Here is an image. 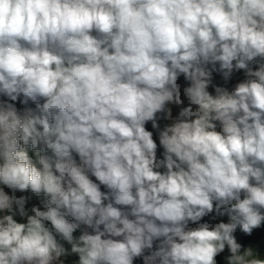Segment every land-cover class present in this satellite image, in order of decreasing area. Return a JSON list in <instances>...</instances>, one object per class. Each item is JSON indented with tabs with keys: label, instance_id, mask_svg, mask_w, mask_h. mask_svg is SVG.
<instances>
[{
	"label": "clouds",
	"instance_id": "obj_1",
	"mask_svg": "<svg viewBox=\"0 0 264 264\" xmlns=\"http://www.w3.org/2000/svg\"><path fill=\"white\" fill-rule=\"evenodd\" d=\"M0 96V264H264V0H0Z\"/></svg>",
	"mask_w": 264,
	"mask_h": 264
},
{
	"label": "rangeland",
	"instance_id": "obj_2",
	"mask_svg": "<svg viewBox=\"0 0 264 264\" xmlns=\"http://www.w3.org/2000/svg\"><path fill=\"white\" fill-rule=\"evenodd\" d=\"M259 66V61L252 65L253 70H255L256 68H258ZM245 75H244V71L240 70V71H234L232 74L231 79L225 83L222 75L219 72H213L212 73V81L211 84L208 88V91L215 95V87H226L229 90H231L234 85L236 83H239L241 81H243L245 79ZM178 85L180 86V94H181V100L183 101L182 105H175V104H168L167 107L171 109V113H172V118L175 119L180 111L181 107H186L189 105V101L187 100L186 96L184 95V88L189 86V82H187L183 75H181L178 80H177ZM23 99V97L18 98L17 101H10L7 99V97L4 96H0V101H7L8 103H13L18 111H23V109L26 107L24 104L21 103V100ZM28 107H34V105L29 102V105H27ZM193 108H195V106H193ZM172 121L167 119V125H169ZM217 123V131H221V128L219 126V122ZM28 154L30 156L31 159H33V161H36L37 159V155L36 153L31 150V148L27 149ZM78 160V157H77ZM0 187L4 188V191L8 194V195H12V191L10 189H8L6 186L0 185ZM15 195L17 196V198H19L20 196H29L31 197V199L26 203L25 208L26 209H30L33 206H41V201L43 199H45L43 194H40L39 196H37L36 194L32 193L31 190H28L26 192H16ZM43 210V209H42ZM3 213H0V215H2ZM31 214V213H30ZM18 220V222H26L25 220H21V218L17 217L16 218ZM71 217H69V220L71 221ZM225 222H227V217L223 218ZM205 220H207V217L205 218ZM219 222V221H216ZM191 227H195V225H191ZM83 232L82 227L80 229H78L77 231H75L73 233L74 237H78L81 233ZM236 237L239 243H241L244 247H252L253 249L256 250V252L258 254H264V224L261 225L260 228L254 229L252 234L250 236L245 235L244 233H242L239 229L236 232ZM65 247L70 249V245H67L65 243ZM229 253L227 252V250H225L224 253H222L220 256L217 257V262L218 264H225L224 261V257L227 256ZM61 259L64 261V264H76V261H78V256L75 255H69L67 257H61Z\"/></svg>",
	"mask_w": 264,
	"mask_h": 264
},
{
	"label": "trees",
	"instance_id": "obj_3",
	"mask_svg": "<svg viewBox=\"0 0 264 264\" xmlns=\"http://www.w3.org/2000/svg\"><path fill=\"white\" fill-rule=\"evenodd\" d=\"M157 124L159 125L158 128L154 129L152 127V123L151 122H148L146 125H145V128L146 130L150 131L153 133V140L157 143V159H163V152H164V149L163 147L160 145L159 143V133L160 131H162L166 126H167V119L164 118V113H157ZM166 169L164 168H161L159 169V171L163 172L165 171ZM90 179H92L94 182H97L95 180V177H91L90 176ZM101 191H106V189L104 188V186H101ZM83 231L84 230H87L89 232H91L92 230L91 229H87L86 226H81ZM158 243V242H156ZM154 247H155V244H154ZM134 264H144V261H143V258H138L134 261Z\"/></svg>",
	"mask_w": 264,
	"mask_h": 264
}]
</instances>
